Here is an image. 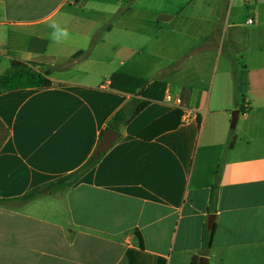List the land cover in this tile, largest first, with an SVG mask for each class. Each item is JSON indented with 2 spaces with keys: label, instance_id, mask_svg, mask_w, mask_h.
Returning a JSON list of instances; mask_svg holds the SVG:
<instances>
[{
  "label": "crops",
  "instance_id": "obj_1",
  "mask_svg": "<svg viewBox=\"0 0 264 264\" xmlns=\"http://www.w3.org/2000/svg\"><path fill=\"white\" fill-rule=\"evenodd\" d=\"M80 51L52 86L0 95V200L50 191L0 205V264H264V0H0V76ZM127 78L181 101L190 89L181 124L144 134L179 107L153 102L79 183L52 190L140 99L115 86Z\"/></svg>",
  "mask_w": 264,
  "mask_h": 264
},
{
  "label": "trees",
  "instance_id": "obj_2",
  "mask_svg": "<svg viewBox=\"0 0 264 264\" xmlns=\"http://www.w3.org/2000/svg\"><path fill=\"white\" fill-rule=\"evenodd\" d=\"M91 51V50H90ZM89 52V51H88ZM88 52H78L67 65L61 67H43L34 63H26L20 60H12L10 68L0 76V95L12 90L38 88V87H50L53 84L50 74L53 70L59 68H69L74 65L75 60L81 56L87 55ZM118 89L126 94L132 96H139L140 99L134 98L128 102L122 109H120L116 115L111 119L109 126L117 131L121 128L128 126L131 121L136 118L143 110L150 106L153 102H164L166 100L167 85L160 81L150 82L141 78H127L123 86H117ZM192 91L190 89H184L182 91V104L175 108L172 112L161 117L150 125L144 134L151 132L152 139L167 131H172L178 128L181 124V119L184 114V108L187 106V102L190 99ZM241 114L246 113L244 107L240 108ZM199 122L201 121L198 118ZM103 136V135H102ZM141 136V135H140ZM143 136V133H142ZM99 161V160H98ZM98 161L95 160L94 155L84 164L80 169L72 174H69L63 178L58 179L55 182L50 183V188L54 190L57 186L61 190L72 188L74 185L80 182L81 178L93 167ZM220 169L216 174V179L219 177ZM217 182V180H216ZM42 195L41 189L34 190L26 194L19 199H5L0 200V205L9 206L13 202L21 201L28 203L35 198ZM216 223L210 231V235L205 238V249L210 250L213 246V237L216 231ZM140 239V245L143 247V241L141 235L138 233ZM206 261L203 257H196L191 264H200V262Z\"/></svg>",
  "mask_w": 264,
  "mask_h": 264
},
{
  "label": "water",
  "instance_id": "obj_3",
  "mask_svg": "<svg viewBox=\"0 0 264 264\" xmlns=\"http://www.w3.org/2000/svg\"><path fill=\"white\" fill-rule=\"evenodd\" d=\"M239 114L240 112L238 110L234 111L233 113V118L231 121V129H235L238 123V119H239ZM122 137V133L120 131H117L111 127H108L105 129L103 136L100 140V143L96 149V152L94 154L95 160L98 161L100 160V158L106 154L112 147L113 145L116 143V141H118L120 138ZM42 195L44 196H50V191L48 189V187H43L41 189ZM214 221H215V216L211 215L209 222H208V229L211 230L213 228L214 225Z\"/></svg>",
  "mask_w": 264,
  "mask_h": 264
},
{
  "label": "clouds",
  "instance_id": "obj_4",
  "mask_svg": "<svg viewBox=\"0 0 264 264\" xmlns=\"http://www.w3.org/2000/svg\"><path fill=\"white\" fill-rule=\"evenodd\" d=\"M55 31L53 32V36L59 39L60 37L67 38L69 33L66 29H61L59 27L54 26Z\"/></svg>",
  "mask_w": 264,
  "mask_h": 264
},
{
  "label": "built area",
  "instance_id": "obj_5",
  "mask_svg": "<svg viewBox=\"0 0 264 264\" xmlns=\"http://www.w3.org/2000/svg\"><path fill=\"white\" fill-rule=\"evenodd\" d=\"M253 23H254L253 20L248 21L249 25H252ZM166 101L169 103L175 104V106H180L182 104V101L180 98L174 99L171 95L166 96Z\"/></svg>",
  "mask_w": 264,
  "mask_h": 264
},
{
  "label": "rangeland",
  "instance_id": "obj_6",
  "mask_svg": "<svg viewBox=\"0 0 264 264\" xmlns=\"http://www.w3.org/2000/svg\"><path fill=\"white\" fill-rule=\"evenodd\" d=\"M236 65H237V64H236ZM236 65H235V67H236ZM234 111H236V110H234ZM234 111H232L231 116H230V122H229V124H228V127H229V128H231V121H232V118H233V113H234ZM242 115H243V114H242ZM237 124H238V123H237ZM238 130H239V126H238V127L236 126V128L232 130V133L235 134ZM208 231H209V229H208V225H207L206 232H208Z\"/></svg>",
  "mask_w": 264,
  "mask_h": 264
}]
</instances>
